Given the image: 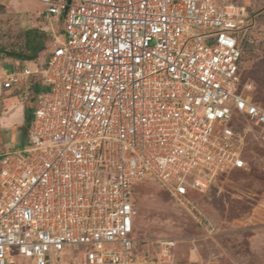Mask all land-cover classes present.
Listing matches in <instances>:
<instances>
[{
    "label": "built area",
    "instance_id": "obj_1",
    "mask_svg": "<svg viewBox=\"0 0 264 264\" xmlns=\"http://www.w3.org/2000/svg\"><path fill=\"white\" fill-rule=\"evenodd\" d=\"M37 1L52 46L0 69V97L28 100L33 73L45 88L28 142L0 153V264H211L194 240L179 257L173 237L133 235L132 196L153 180L200 214L194 194L264 150L242 77L252 0Z\"/></svg>",
    "mask_w": 264,
    "mask_h": 264
},
{
    "label": "rangeland",
    "instance_id": "obj_2",
    "mask_svg": "<svg viewBox=\"0 0 264 264\" xmlns=\"http://www.w3.org/2000/svg\"><path fill=\"white\" fill-rule=\"evenodd\" d=\"M42 9L37 0H0V48H23L28 28L44 32ZM249 10L255 22L246 34L242 76L252 83L254 99L264 106V1L257 0ZM5 55L0 51L3 69L8 58ZM42 89L33 87L31 99ZM30 101H24L17 91L0 97V153L21 149L28 142L31 121L27 122L24 112L17 109L26 104L33 110ZM246 157L245 168L221 174L210 190L194 194L200 214L186 211L153 180L137 183L132 197L137 211L132 234L173 237L178 241L179 257L194 240L211 264H264V150L250 144ZM13 261L31 263L19 258L15 250Z\"/></svg>",
    "mask_w": 264,
    "mask_h": 264
},
{
    "label": "trees",
    "instance_id": "obj_3",
    "mask_svg": "<svg viewBox=\"0 0 264 264\" xmlns=\"http://www.w3.org/2000/svg\"><path fill=\"white\" fill-rule=\"evenodd\" d=\"M23 39H24L23 48L18 49V50H13V51L23 52V53H26V54H33V53L36 52V50L38 49V47L41 44H43L44 42L48 41V37H47L46 33L43 32L42 30L38 29V28H28V29H26L25 32H24ZM245 46H246V41L243 40V42H242V50H243V52L245 51ZM3 50L4 49L0 48V51H3ZM5 56L6 57L15 58V59L20 60V61H29V60H25V59H23V58H21L19 56H17V57H13V56H10V55H5ZM243 80H245V79L243 78ZM33 87L34 86H30V97H29L28 100L31 99V90H32ZM36 94L34 95V97L36 96ZM31 118H32V111L27 109L26 114H25V119H26L27 122H29V121H31Z\"/></svg>",
    "mask_w": 264,
    "mask_h": 264
},
{
    "label": "crops",
    "instance_id": "obj_4",
    "mask_svg": "<svg viewBox=\"0 0 264 264\" xmlns=\"http://www.w3.org/2000/svg\"><path fill=\"white\" fill-rule=\"evenodd\" d=\"M257 0H252V4H251V6L256 2ZM260 1H264V0H260ZM46 53V52H45ZM44 54V53H43ZM46 56V55H45ZM45 56H44V58H45ZM41 57V56H40ZM40 57H38L39 59H43V58H40ZM7 60H4L5 61V67H6V69H3L2 68V66L0 65V69H2V70H4V71H7V70H11V69H13L14 67H15V64L16 63H20V64H22V65H33V63H34V61L35 60H29V61H20V60H17V59H15V58H11V57H8V58H6ZM29 84H30V86H34V87H36V86H40L41 87V84H40V78H39V75L38 74H36V73H33L31 76H30V78H29ZM30 101V100H29ZM31 102V105H33L32 104V100L30 101ZM27 109H29L30 110V108L28 107V105H20L19 107H18V109H17V111L19 112V113H21V111L22 112H24L25 114H26V111H27ZM32 111V110H31ZM23 113V115H25ZM2 120H6L5 119V117H2L1 118ZM14 124H18V125H20V123H14ZM3 126H7L4 122H3Z\"/></svg>",
    "mask_w": 264,
    "mask_h": 264
},
{
    "label": "water",
    "instance_id": "obj_5",
    "mask_svg": "<svg viewBox=\"0 0 264 264\" xmlns=\"http://www.w3.org/2000/svg\"><path fill=\"white\" fill-rule=\"evenodd\" d=\"M52 46V43L47 41V42H44L43 44H41L38 49L36 50L35 53L33 54H26V53H23V52H18V51H12V50H3L2 52L6 55H10V56H13V57H21L25 60H33V59H36L38 57H40L43 53L47 52L48 49Z\"/></svg>",
    "mask_w": 264,
    "mask_h": 264
}]
</instances>
